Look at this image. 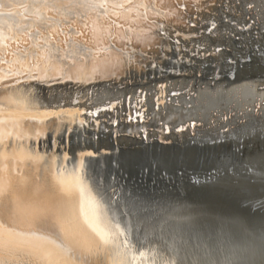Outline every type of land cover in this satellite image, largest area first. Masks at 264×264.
I'll use <instances>...</instances> for the list:
<instances>
[{
	"label": "bare ground",
	"instance_id": "1",
	"mask_svg": "<svg viewBox=\"0 0 264 264\" xmlns=\"http://www.w3.org/2000/svg\"><path fill=\"white\" fill-rule=\"evenodd\" d=\"M204 2L120 0L123 7L110 3L107 14L68 19L56 9H41L42 16L53 19L47 31L31 16L23 22L33 26L31 38L27 28L7 33L8 40L0 38L9 53L3 57L9 63L0 64V95L6 97L0 101V167L14 195L55 204L56 177L79 176L99 210L111 215L109 206L113 211L117 203L124 206V190L131 186L153 187L175 177L194 183L217 179L219 171L191 167V161L199 164L211 148L241 153L248 134L241 131L244 120L251 118L249 124L264 136V0H223L220 7H206L209 12L199 9ZM35 28L43 36L37 37ZM175 31L179 36L171 35ZM37 39L41 46L47 40L58 57L68 59L40 61L35 67L15 63L12 53L31 50ZM126 73L132 83L121 87ZM99 79L105 83L90 84ZM56 80L65 83L49 84ZM124 92L129 95L122 105ZM85 96L87 103L80 101ZM106 101L114 107L98 111ZM87 109L93 110L82 113ZM178 126L186 128L163 130ZM120 148L129 157L124 155V165L116 169ZM142 149L146 163L136 171L130 165ZM89 152L93 155H81ZM105 155L114 158L105 162ZM168 159L179 162L175 173L163 166ZM126 218L132 227L131 217ZM120 239L127 245L114 247L107 264H174L164 254L160 260L163 251L154 243L137 249L131 233Z\"/></svg>",
	"mask_w": 264,
	"mask_h": 264
},
{
	"label": "water",
	"instance_id": "2",
	"mask_svg": "<svg viewBox=\"0 0 264 264\" xmlns=\"http://www.w3.org/2000/svg\"><path fill=\"white\" fill-rule=\"evenodd\" d=\"M179 8L184 9L182 5ZM113 101L119 103L120 99ZM113 101L100 104L97 110H110ZM250 119L243 121L248 124L241 131L248 134L241 153L211 148L210 155L200 159L199 164L198 160L191 161V167L219 171L217 179L194 183L190 178L180 182L175 177L153 187L135 185L124 190L125 205L135 213L131 217L134 229L131 238L137 249L154 243L163 251L159 258L164 254L174 264H264V203H261L264 201V136L249 124ZM185 128L163 130L175 133ZM125 152L123 148L117 151L116 169L124 165ZM134 155L130 167L137 171L146 163L147 153L142 149ZM112 158V155L104 156L105 162ZM166 162L163 163L166 171L175 173L179 162L174 159ZM124 219L127 220L126 216Z\"/></svg>",
	"mask_w": 264,
	"mask_h": 264
},
{
	"label": "snow or ice",
	"instance_id": "3",
	"mask_svg": "<svg viewBox=\"0 0 264 264\" xmlns=\"http://www.w3.org/2000/svg\"><path fill=\"white\" fill-rule=\"evenodd\" d=\"M124 2L131 3L132 0ZM110 3L123 7L120 0H0V8L5 9L0 11V38L8 40L7 33L24 28H27L31 38L33 26L23 23L31 16H35L34 23L44 25L47 31L53 19L42 16L41 9H56L63 19H68L69 16L92 13L99 16L101 11L107 14ZM34 34L43 36L39 28L34 29ZM7 48L8 45H0V64L9 63L3 59L9 55ZM30 49H18L17 53H12L16 56L14 62L21 65L29 63L35 67L40 61L51 64L68 59L62 55L58 57L47 40L41 46L37 39ZM8 87L10 85L4 84V88ZM5 98L0 95V101ZM64 158L71 159L68 156ZM54 187L59 196L55 204L22 199L13 194L11 181L5 178L4 168L0 167V264H107L106 257L114 247L121 243L127 245V239L121 241L120 238L127 237L134 230L124 219L126 215H135L131 208L125 205L122 209L117 203L115 211L109 206L111 215L101 212L87 183L79 176L65 178L58 175ZM85 258L97 259L87 261Z\"/></svg>",
	"mask_w": 264,
	"mask_h": 264
},
{
	"label": "rangeland",
	"instance_id": "4",
	"mask_svg": "<svg viewBox=\"0 0 264 264\" xmlns=\"http://www.w3.org/2000/svg\"><path fill=\"white\" fill-rule=\"evenodd\" d=\"M203 1H205L204 2V4L202 5V7H200L199 9H202L203 11H207V12H209L208 11V9L206 8V7H217V5H218V7H220V6H222V4L220 3V1L222 2L223 0H219V1H216V0H203ZM225 1V0H224ZM222 3H225V2H222ZM199 9H197V10H199ZM186 22H187V20H186ZM188 25L189 26H194L195 24L193 23V22H189L188 23ZM200 31H203L202 29H200ZM174 34H176L175 36H179V32H177V31H175V32H173V33H171V35L173 36ZM198 35H200L199 33L197 34V36ZM178 38V37H177ZM169 39L170 40H172V41H180L181 42V40H180V38L179 39H172L171 38V36L169 37ZM187 49H188V47H187ZM186 49V50H187ZM144 54V53H143ZM144 55H147V54H144ZM148 56V55H147ZM253 71H255V70H253ZM127 74V75H126ZM126 74H124L123 76H121L120 78V81L122 82V84L120 85L121 87H124V84H128V81L130 82V83H132L130 80H128L127 79V77H130L131 76V73H126ZM122 79H125V80H122ZM127 79V80H126ZM60 80H56L55 82H51V83H49V84H52L53 83V85H58V84H62V83H65V82H59ZM102 81H104V82H102ZM56 82H59V83H56ZM99 84V83H105V80L103 79H99L98 81L97 80H93L92 82H90V84ZM166 83V84H165ZM158 84H159V82H158ZM162 84L165 86H168V84H169V80H168V82H162ZM40 85L41 86H43V85H48V84H43V83H40ZM69 85H71V84H69ZM68 85V86H69ZM94 86H96V85H93V88H95ZM135 88L134 87H132L131 88V90L133 91ZM140 88L138 87V89L136 88V90L138 91ZM127 91V90H126ZM125 91V92H126ZM125 92L124 93H122V96H121V104L123 105V100H124V96H128L129 95V93H128V95H127V93L125 94ZM144 94H145V92H144ZM147 94V93H146ZM87 97L85 96V97H83V98H81L80 99V101L81 102H84V103H87L86 101H87V99H86ZM90 101H88V103H89ZM118 108V106H116L115 107V109H117ZM144 107H142V109H143ZM144 109H146V108H144ZM104 119V118H103ZM105 120V119H104ZM108 122H110V121H108Z\"/></svg>",
	"mask_w": 264,
	"mask_h": 264
}]
</instances>
